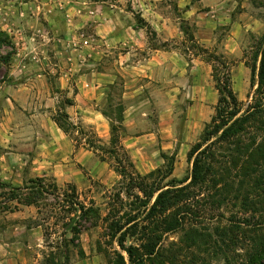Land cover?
I'll return each mask as SVG.
<instances>
[{"label": "crops", "instance_id": "crops-1", "mask_svg": "<svg viewBox=\"0 0 264 264\" xmlns=\"http://www.w3.org/2000/svg\"><path fill=\"white\" fill-rule=\"evenodd\" d=\"M71 1L28 0L23 7H11V16L17 20L10 28L19 47L13 56V71L0 82V177L4 182L23 184L30 177L54 175L79 185L85 181L84 170L97 176L104 162L85 144L77 147L71 135L59 127L54 119L58 109L68 113L74 125L95 129L104 137L111 125V118L104 115L105 106L111 98L114 103L119 100L124 107L121 144L140 173L162 164L163 159L156 156L173 146L169 135L160 142L159 133L142 131L141 121L150 117L144 112L149 98L143 97L146 85L141 82L162 80L167 73L172 83H179L178 9L168 0H128L130 7L127 0H111V13L107 10L99 22L98 7L90 5L93 16L67 9ZM182 6L186 7L184 14H193L192 0H178L179 9ZM1 13L8 12L2 9ZM87 25L105 47L85 62L87 58L76 55L79 38L75 34L76 27ZM236 50L232 46L225 52L237 54ZM171 87L173 90L174 84ZM194 105L192 111L200 103ZM116 173L111 168V180ZM76 188L82 192L93 187ZM35 216L30 205L0 214V264L41 261L42 255L31 254L44 240L42 225L28 222ZM87 259L75 264H85Z\"/></svg>", "mask_w": 264, "mask_h": 264}, {"label": "rangeland", "instance_id": "rangeland-1", "mask_svg": "<svg viewBox=\"0 0 264 264\" xmlns=\"http://www.w3.org/2000/svg\"><path fill=\"white\" fill-rule=\"evenodd\" d=\"M27 1L0 0V31L6 32L13 42V46L5 45L0 47V82L8 78L11 71H13V56L17 52V47H19L14 41L15 36L7 32L9 27H15L14 22L17 20L14 16H11V7L12 5L23 7L24 4L22 3ZM127 3H129L127 5L130 7L131 2L127 0ZM168 3L171 7L178 9L176 14L180 16L181 37L179 46L181 63L179 83L177 84L175 80L172 83L167 78V73L162 74V80H155L152 83L144 80L141 82L146 85L143 88V97L149 98L147 109L144 112L150 117V119L145 117L141 121V129L143 132L154 131L159 133L160 142L166 141L167 139L163 137L169 135L170 138L168 140L173 142V146L169 151H161L160 155L156 156L159 159L162 158L163 163L151 171L162 167L166 163L162 156L163 153L168 155L175 153V171L172 177L183 179L191 174L192 164L189 163L187 158L189 151L201 140L206 125L211 122L216 114L219 92L213 79L214 68L211 54H223L232 63V87L241 102L243 110L248 109L250 105L255 104L260 98L256 94V87L253 88L251 86V65L256 61L260 43L264 40V0H192L195 8L193 14L190 15L184 14L185 6L179 9L178 0H168ZM91 4L94 7H98L97 11H100L101 21L99 22H102L103 14H106L107 10H110L109 12L111 13V0H72L67 9L78 12L82 10L94 16V12L89 9ZM2 9L8 13L2 14ZM66 18L69 19V16ZM138 22L143 24L140 18ZM92 29L91 25L76 27L75 36H78V38L82 33L96 38L93 47H75L78 57L87 58L85 62L89 60L94 51L97 54L98 50H101L103 46L105 47L104 41L93 33ZM19 34L22 35L21 30ZM202 39L210 42L211 46L206 47L201 41ZM232 46L237 47V54L225 52L226 49L230 50ZM12 51H14V55L9 58V54ZM217 67L218 73L221 74V66ZM172 84H174L173 90ZM175 87L179 88L177 92ZM200 89L202 90L199 91ZM115 90L116 93L120 92V88ZM112 100L113 98L109 101L110 104L107 102L104 112L117 120L124 107L119 100L115 99V103ZM195 102L200 103V105L198 109L192 111L191 107L195 108ZM62 112L58 109L54 114L59 116ZM109 123H111L110 119ZM79 127L82 126L79 125ZM82 129H84V133H79L77 129H71L72 138L77 137L81 144H85L91 150L93 149L86 144L87 140L94 141L97 147L99 145L104 146L107 150L98 153L95 150L93 151L98 156L101 154L106 155L110 161L104 162L99 156L100 161L104 162V164L100 167L97 176H92L87 170H84L85 181L83 184L81 182V185H77L73 181L64 182L61 177H55L54 175L43 176L47 179L48 184L56 183L59 187H46L54 195L48 194L44 200H41L40 211L38 207L30 205L35 209L36 218L30 219L28 221L29 224L39 223L44 231L42 247L31 249L32 255H42L41 261L38 263L33 262L32 264H44L47 258L53 256L60 263L65 262L66 243L69 247V264H75L77 260L84 258H88L85 264H111L116 258L114 250L121 251L116 242L112 244V240L107 239V229L104 224L100 223L98 226H93L91 220H81L79 218L80 212L74 210L73 207L68 212L65 195L71 193L72 187H67V183H71L75 187H93L82 192L76 188L74 197L84 202L87 206H90L91 200H94L103 216L109 215L111 209H115L114 211L119 213L118 217H122L125 214L133 213L130 203L139 204L135 197V195L141 194L139 189H127L118 173L111 180V168L116 163L109 152L111 148V125L108 134L104 137L98 136L95 129L88 127H82ZM254 132L253 129L252 134L246 137L248 139H243V146L250 144L251 148L253 145L257 147L262 143L260 137L263 139L264 134H259V136L254 138L256 135ZM234 150V144L232 143L224 144L223 149H221L222 154L227 156L225 160L228 166V174L230 175L228 180L234 185L235 189L240 188L239 199L234 198L235 191L233 189L232 192L230 188L228 190L230 195L228 201L225 200L222 207L218 208L212 204L215 201L214 199H216L214 191L208 193V196L207 193L202 195L201 199L203 200L200 201V204H205L206 202L208 211L207 216L199 218V220L205 222L204 227L211 228L213 236L208 239V245L199 243L189 249L186 248V256L185 258H180L179 264H192L190 260L193 257L198 261V264H249L250 259L258 255L261 243H264V204L259 203L264 200V158L258 157L257 161L260 163V170L257 172L241 171L233 166L232 159H235V164H239L240 168L245 159L243 155H238ZM119 157H123V151L121 152V150L119 151ZM141 174L145 175L147 173ZM38 177L40 176L30 177L29 180L24 179L23 184L4 182L0 177V214L25 205L17 200H11V187H5L3 184L12 187H24L30 185L31 181ZM18 180H21V177H18ZM119 181L120 183H118ZM250 192V198L256 204H253V207L248 211L247 207L242 206V203L244 195H248ZM258 193L259 195H257ZM204 198L206 201H204ZM57 203H60L61 206H58L59 204ZM63 208L66 209V212ZM61 216L67 219L60 218ZM232 217L241 224L242 233H240V241L236 246L227 250L223 244L224 238L228 239L227 235L221 232L215 234L212 227H226L229 220L233 219ZM69 219H73L74 225L81 229L79 241H77L79 243L78 246L68 243L74 237V233L64 228L63 223ZM1 223L5 225L4 222ZM182 239V233L177 232L167 235L163 242L166 246L172 241L185 245L186 243ZM135 240V238H128L126 244H136ZM123 254L127 257V253L123 252Z\"/></svg>", "mask_w": 264, "mask_h": 264}, {"label": "trees", "instance_id": "trees-1", "mask_svg": "<svg viewBox=\"0 0 264 264\" xmlns=\"http://www.w3.org/2000/svg\"><path fill=\"white\" fill-rule=\"evenodd\" d=\"M5 45L13 46L12 39L6 32L0 31V47ZM13 55L14 51L10 52L9 58ZM211 61L219 100L216 114L211 122L206 125L201 140L188 153V161L192 164L190 176L183 179L172 177L175 171V153L171 155L162 154L166 160L162 167L145 175L139 173L128 151L121 144L122 122L124 120L122 110L117 120L106 112L104 115L111 118V148L109 152L116 161L115 165H111L127 189H139L141 192V194L135 195L139 204L130 203L133 213L118 217L119 213L114 211L115 209H111V216L110 214L103 216L94 200H91L90 206H87L74 197L76 187L71 183L66 184L67 187H72L71 193L65 195L68 212L73 207L74 210L80 212L79 218L81 220H91L93 226H98L100 223L104 224L107 229V239L112 240V244L116 242L120 247L121 251L114 250L116 258L111 264H179L180 258L186 256V248L189 249L199 243L209 244L208 239L213 236L211 228L204 227L205 222L199 220V218L206 217L208 211L206 202L200 204V201L203 200L201 199L202 195L207 193L208 196V193L214 191L216 199L212 204L218 208L222 207L225 200L228 201L230 188L232 192L233 189L235 191L234 198L239 199L240 188L235 189L228 180L230 175L225 160L227 156L223 155L221 151L224 144H234L235 153L243 155L245 159L241 168L239 164H235V159H232L233 166L241 171L257 172L260 170V163L257 160L264 158V138L260 137L262 143L257 147L253 145L250 148V144L244 146L242 144L243 139L251 135L253 129L256 134L254 138L259 134H264V40L260 43L256 61L251 65V86L256 87V94L260 98L246 110H243L232 87V63L223 54L217 53L211 54ZM217 66H221V74L218 73ZM54 119L59 127L71 137V129H77L79 133H84L82 127L78 128L69 121V115L66 112L60 113ZM73 139L79 147L81 145L80 140L77 137H73ZM250 139L253 140L251 137ZM86 144L97 153L107 150L102 145L97 147L94 141L87 140ZM120 150L123 151L122 158L119 157ZM99 156L104 162L110 161L106 155L101 154ZM3 186L11 187V200H17L25 205H34L39 208V211L41 200H44L48 194L54 195L46 187H59L56 183L48 184L44 177H38L32 180L30 185L24 187H12L7 184H3ZM250 194L251 192L244 195L242 203V206L247 207L248 211L253 207V204H256L250 198ZM204 201H206L205 198ZM259 203L264 204V200ZM57 204L61 206L60 203ZM64 211L66 212V209ZM60 218L65 219L66 217L61 216ZM227 224L226 227H212V230L215 234L221 232L227 235L228 239L224 238L223 244L227 250H230L240 241V233L242 232L241 224L236 222V219H230ZM37 225L41 224L37 223ZM63 226L74 233V237L68 243L78 246L77 241H79L81 229L74 225L73 219L64 222ZM177 232L182 233V240L186 244L181 245L172 241L166 246L163 242L164 238ZM128 238H135L136 244L127 245ZM65 246V262L60 263L53 256L47 258L44 264H69V247L67 243ZM259 247L258 255L251 258L249 264H264V243H261ZM123 252L127 253V257ZM190 261L192 264L198 262L194 257Z\"/></svg>", "mask_w": 264, "mask_h": 264}, {"label": "built area", "instance_id": "built-area-1", "mask_svg": "<svg viewBox=\"0 0 264 264\" xmlns=\"http://www.w3.org/2000/svg\"><path fill=\"white\" fill-rule=\"evenodd\" d=\"M7 32L11 35L15 34L14 30L10 27L8 28ZM95 42H96L95 37L86 36L84 33H82L79 35V40H78L79 45H77V46H81V47L90 46L91 47L93 45V43H95Z\"/></svg>", "mask_w": 264, "mask_h": 264}]
</instances>
